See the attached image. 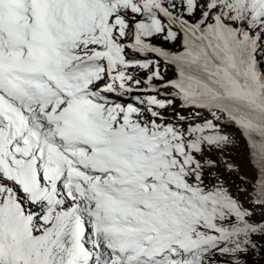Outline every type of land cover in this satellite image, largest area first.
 I'll list each match as a JSON object with an SVG mask.
<instances>
[{"label": "snow or ice", "instance_id": "1", "mask_svg": "<svg viewBox=\"0 0 264 264\" xmlns=\"http://www.w3.org/2000/svg\"><path fill=\"white\" fill-rule=\"evenodd\" d=\"M0 264H264V0H0Z\"/></svg>", "mask_w": 264, "mask_h": 264}]
</instances>
